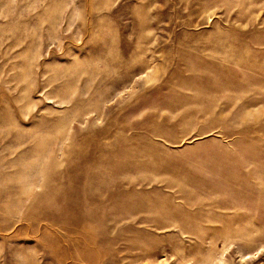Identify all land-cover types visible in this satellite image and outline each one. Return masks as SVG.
<instances>
[{
	"label": "rangeland",
	"instance_id": "obj_1",
	"mask_svg": "<svg viewBox=\"0 0 264 264\" xmlns=\"http://www.w3.org/2000/svg\"><path fill=\"white\" fill-rule=\"evenodd\" d=\"M0 264H264V0H0Z\"/></svg>",
	"mask_w": 264,
	"mask_h": 264
}]
</instances>
